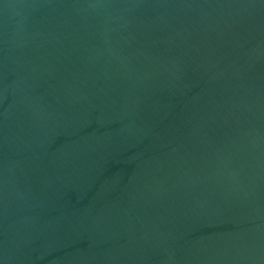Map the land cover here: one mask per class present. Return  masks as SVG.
<instances>
[{
	"label": "water",
	"instance_id": "water-1",
	"mask_svg": "<svg viewBox=\"0 0 264 264\" xmlns=\"http://www.w3.org/2000/svg\"><path fill=\"white\" fill-rule=\"evenodd\" d=\"M0 264H264V0H0Z\"/></svg>",
	"mask_w": 264,
	"mask_h": 264
}]
</instances>
